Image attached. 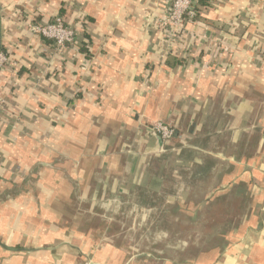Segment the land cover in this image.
I'll use <instances>...</instances> for the list:
<instances>
[{
	"label": "crops",
	"instance_id": "obj_1",
	"mask_svg": "<svg viewBox=\"0 0 264 264\" xmlns=\"http://www.w3.org/2000/svg\"><path fill=\"white\" fill-rule=\"evenodd\" d=\"M169 1L0 0V241L35 250L0 264H154L74 232L94 221L75 204L148 225L241 184L251 213L212 264H264V0H206L172 35ZM56 16L77 32L61 52L29 28Z\"/></svg>",
	"mask_w": 264,
	"mask_h": 264
},
{
	"label": "rangeland",
	"instance_id": "obj_2",
	"mask_svg": "<svg viewBox=\"0 0 264 264\" xmlns=\"http://www.w3.org/2000/svg\"><path fill=\"white\" fill-rule=\"evenodd\" d=\"M230 189L232 209L228 216H224L220 207L217 208L218 202L222 198L219 199L218 194H212L206 205L202 203L196 208L192 206L177 210L169 208L163 213L158 212L159 220L156 224L148 223V225L141 226L139 220L143 216V212L116 209L114 215L120 218L119 222L115 221L116 224L106 223L108 221L99 218L92 221L80 217L77 222L82 223L75 226L77 230L74 232L84 235V233L92 230L97 236L96 243H108L117 249H122L121 246L123 245L126 247V252L129 251L133 255H138L143 247L147 250H153V255L155 251H160L157 258L152 256L146 259L152 263H154L153 260L157 259L154 264H212L216 261L221 249L225 248L231 239L236 240L235 237H231V234L239 233L242 230V227L237 228L240 224L238 217L243 215L245 217L246 214L250 215L251 213V209L249 212L247 210L243 212L241 208L245 202L244 190L242 192L241 187L235 189L234 186ZM233 191L235 192L232 193ZM196 196V199L200 198L199 201H201L204 194L196 193ZM223 197L227 199V196ZM84 203L75 204L76 210L81 211V214L90 211ZM196 204L198 205L197 202ZM211 204L216 208L213 209L212 207L211 209L209 207ZM122 221H128L130 224ZM233 221L236 223L235 225L226 224V222L232 223ZM70 227L71 225H68L67 228L70 229ZM236 228L237 230H235ZM231 231L233 232L228 235ZM156 236L159 238L154 240L153 238ZM106 237L110 241H104ZM131 248L136 250L132 252V250L130 251ZM214 251H216L215 255H213ZM142 260V257L139 259L134 257L133 261L135 262L133 263L143 264Z\"/></svg>",
	"mask_w": 264,
	"mask_h": 264
},
{
	"label": "built area",
	"instance_id": "obj_3",
	"mask_svg": "<svg viewBox=\"0 0 264 264\" xmlns=\"http://www.w3.org/2000/svg\"><path fill=\"white\" fill-rule=\"evenodd\" d=\"M200 0H171L169 1L166 15L161 24L169 30L172 35L173 30L183 27L184 22L192 21L197 16L196 5ZM29 28L32 33L40 35L46 40L52 42L56 51H64L67 47H73L76 44L77 32L68 27L62 17L56 16L53 21L46 24H30ZM8 58L5 54L0 53V68L4 66ZM4 104V99L0 95V110ZM151 130L156 133L163 141L173 137L174 130L170 126L155 122L151 125Z\"/></svg>",
	"mask_w": 264,
	"mask_h": 264
},
{
	"label": "trees",
	"instance_id": "obj_4",
	"mask_svg": "<svg viewBox=\"0 0 264 264\" xmlns=\"http://www.w3.org/2000/svg\"><path fill=\"white\" fill-rule=\"evenodd\" d=\"M208 3H207V1L206 0H200L199 2H198V4H197V6H195L196 8V11H197V8H198V6H205V5H207ZM198 13V12H197ZM162 122V121H161ZM162 123H164V124H166V125H168V126H170L171 127V125H169V124H167L166 122H162ZM171 128H173V127H171ZM174 129V128H173ZM173 139V137L171 138V139H169V140H167V141H165V142H169V141H171ZM166 144V143H165ZM167 145V144H166ZM201 179V178H200ZM235 187V189H239L240 187L242 188V192H243V190H244V204L243 205H241V208H242V210H243V212L244 211H246L247 210V212H249L250 211V209H251V200H252V198H251V193L248 191V189H247V186L246 185H244V184H241V185H237V186H234ZM231 190V189H230ZM228 191V192H226V193H223L221 196H219V199L220 198H222L221 199V201H219L218 202V206H217V208H221L222 209V212H223V214H224V216H228V213L231 211V209H232V204H231V199H232V196L230 195V192L231 191ZM192 192H193V190H192ZM235 191H233L232 193H234ZM223 196H227V199H226V197H223ZM226 199V200H225ZM216 200H218V199H216ZM211 209H212V207H213V209L214 208H216V206H213V204H211V206H209ZM193 208H196V207H193ZM230 208V210L228 211V209ZM169 208H167L166 206L164 207L163 206V208L162 209H160V212L161 213H163V212H165V210H168ZM246 212V213H247ZM244 216V215H243ZM243 216H240V217H238L239 218V221H240V224H238V226H237V228H240V227H243L245 224H246V221L248 220V216L249 215H245V217H243ZM243 217V218H242ZM233 218V217H232ZM236 218V217H235ZM226 224H230V225H235L236 223H234V221L232 222V223H227L226 222ZM237 228L235 229V230H237ZM234 231V230H233ZM233 231H231V232H229L228 233V235L229 234H231ZM234 233H232L231 234V236L233 235ZM228 237V236H227ZM225 241H226V239H225ZM215 253H216V251H214L213 252V255H215Z\"/></svg>",
	"mask_w": 264,
	"mask_h": 264
},
{
	"label": "flooded vegetation",
	"instance_id": "obj_5",
	"mask_svg": "<svg viewBox=\"0 0 264 264\" xmlns=\"http://www.w3.org/2000/svg\"><path fill=\"white\" fill-rule=\"evenodd\" d=\"M88 210H90L89 213L92 214L94 219H96V218L98 219L99 218L101 220H106V221H108L109 223H112V224H116L115 221L119 222V220H120L119 217L117 218L114 215L115 209H112V210L109 211L108 209H106L104 207H98L97 209H88ZM94 211H98V212H94ZM122 222L127 224L126 221H122ZM158 238H159L158 236L155 237V239H158ZM143 250H145V247H143Z\"/></svg>",
	"mask_w": 264,
	"mask_h": 264
},
{
	"label": "water",
	"instance_id": "obj_6",
	"mask_svg": "<svg viewBox=\"0 0 264 264\" xmlns=\"http://www.w3.org/2000/svg\"><path fill=\"white\" fill-rule=\"evenodd\" d=\"M175 135H176V133L174 132L173 136H175ZM157 143H158V146L161 147L163 145V140L159 137ZM0 248L4 249L6 251H10V252H19V251H23V252H33V251H35V250H30V249H25V248L10 247V246L5 245L1 241H0ZM85 264H95V263H90L89 261H87V262H85Z\"/></svg>",
	"mask_w": 264,
	"mask_h": 264
}]
</instances>
